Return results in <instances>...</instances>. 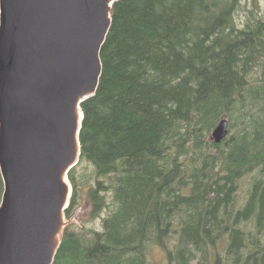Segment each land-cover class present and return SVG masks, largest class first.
Listing matches in <instances>:
<instances>
[{"label": "trees", "instance_id": "trees-1", "mask_svg": "<svg viewBox=\"0 0 264 264\" xmlns=\"http://www.w3.org/2000/svg\"><path fill=\"white\" fill-rule=\"evenodd\" d=\"M240 3L112 4L79 132V162L105 177L90 215L108 211L101 230L65 228L52 264H150L153 245L165 264H264V17Z\"/></svg>", "mask_w": 264, "mask_h": 264}, {"label": "water", "instance_id": "water-1", "mask_svg": "<svg viewBox=\"0 0 264 264\" xmlns=\"http://www.w3.org/2000/svg\"><path fill=\"white\" fill-rule=\"evenodd\" d=\"M115 1L0 0V264L53 262Z\"/></svg>", "mask_w": 264, "mask_h": 264}, {"label": "rangeland", "instance_id": "rangeland-1", "mask_svg": "<svg viewBox=\"0 0 264 264\" xmlns=\"http://www.w3.org/2000/svg\"><path fill=\"white\" fill-rule=\"evenodd\" d=\"M249 10L256 17H264V0H255L254 2L252 0H241L240 8L238 9V13H237L238 17L243 19L245 14L247 13L249 14ZM209 135L211 136V132H209L207 136ZM80 155H81V147H80ZM72 169H73L72 176L74 177V183L76 187V200L77 201L74 207L72 208V212L70 215L67 216L66 212H64L65 220L67 221V224L64 227V230L65 228L67 229V231H74V232L82 231V230L84 231L88 229L101 230L102 219L106 216L108 210L105 209L101 211L99 216L91 217L89 192L96 186V183L98 180L104 179L105 177H102V176L97 177L96 175L94 176L93 166L91 163H89L86 160H81ZM72 169H70V171ZM70 184H71V189L73 193L72 182ZM246 187H247V182L242 184V189L239 192V198L244 195ZM2 191H3V188H2ZM111 191L112 190L109 189L108 191L104 193L105 198L108 202L110 201ZM72 193H71V197H72ZM71 197H70V200H71ZM69 204H70V201H69ZM62 237H63V233H62ZM217 250L222 253L223 251L222 246L219 245ZM213 255L214 254L212 253V250H211V255H210L211 262L209 264L212 263ZM148 259L150 261V264H165L166 262L163 251L154 245L150 247V250L148 253Z\"/></svg>", "mask_w": 264, "mask_h": 264}, {"label": "bare ground", "instance_id": "bare-ground-1", "mask_svg": "<svg viewBox=\"0 0 264 264\" xmlns=\"http://www.w3.org/2000/svg\"><path fill=\"white\" fill-rule=\"evenodd\" d=\"M230 21V20H229ZM233 23V22H232ZM228 27V26H227ZM57 252V251H56ZM55 257V256H54Z\"/></svg>", "mask_w": 264, "mask_h": 264}]
</instances>
